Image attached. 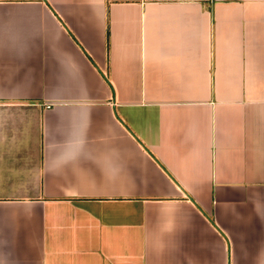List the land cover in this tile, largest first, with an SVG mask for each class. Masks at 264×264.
Here are the masks:
<instances>
[{"label":"crops","instance_id":"obj_1","mask_svg":"<svg viewBox=\"0 0 264 264\" xmlns=\"http://www.w3.org/2000/svg\"><path fill=\"white\" fill-rule=\"evenodd\" d=\"M0 264H264V0H0Z\"/></svg>","mask_w":264,"mask_h":264},{"label":"trees","instance_id":"obj_2","mask_svg":"<svg viewBox=\"0 0 264 264\" xmlns=\"http://www.w3.org/2000/svg\"><path fill=\"white\" fill-rule=\"evenodd\" d=\"M211 220V219H210Z\"/></svg>","mask_w":264,"mask_h":264}]
</instances>
